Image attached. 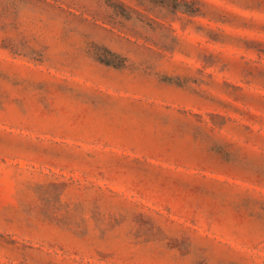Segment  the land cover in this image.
<instances>
[{"label": "rangeland", "instance_id": "374dc122", "mask_svg": "<svg viewBox=\"0 0 264 264\" xmlns=\"http://www.w3.org/2000/svg\"><path fill=\"white\" fill-rule=\"evenodd\" d=\"M0 264H264V0H0Z\"/></svg>", "mask_w": 264, "mask_h": 264}]
</instances>
